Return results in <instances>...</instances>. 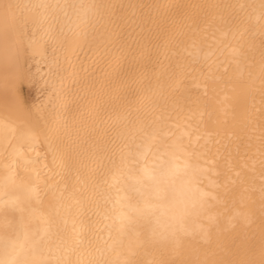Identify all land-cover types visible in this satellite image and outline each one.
I'll return each mask as SVG.
<instances>
[{
  "label": "bare ground",
  "instance_id": "bare-ground-1",
  "mask_svg": "<svg viewBox=\"0 0 264 264\" xmlns=\"http://www.w3.org/2000/svg\"><path fill=\"white\" fill-rule=\"evenodd\" d=\"M6 235L20 264H261L264 0H0Z\"/></svg>",
  "mask_w": 264,
  "mask_h": 264
},
{
  "label": "snow or ice",
  "instance_id": "snow-or-ice-1",
  "mask_svg": "<svg viewBox=\"0 0 264 264\" xmlns=\"http://www.w3.org/2000/svg\"><path fill=\"white\" fill-rule=\"evenodd\" d=\"M3 7H4V16H3L4 40L7 45V43L11 40L13 34L16 32L17 28L21 26L26 27L29 23V19L23 15L16 16L14 9L19 8L20 5L5 4ZM40 7H48V6L41 5ZM103 7L105 6L104 5H89L88 6V8L92 10L103 8ZM16 79H19L18 75ZM2 102L5 104V106L12 105L17 108L20 107L19 100L15 98L14 96H9L7 94V85H6V94ZM0 246L3 247L6 253L4 258H0V264H20V262L17 260V256L19 255V250L23 248L24 245L21 242L19 236H17L16 239H13L11 236H8V235L0 238ZM123 264H137V262L133 260H126L123 262ZM261 264H264V260L261 261Z\"/></svg>",
  "mask_w": 264,
  "mask_h": 264
},
{
  "label": "rangeland",
  "instance_id": "rangeland-1",
  "mask_svg": "<svg viewBox=\"0 0 264 264\" xmlns=\"http://www.w3.org/2000/svg\"><path fill=\"white\" fill-rule=\"evenodd\" d=\"M26 94L28 95V97L30 98L32 96V92H30V90H26Z\"/></svg>",
  "mask_w": 264,
  "mask_h": 264
}]
</instances>
